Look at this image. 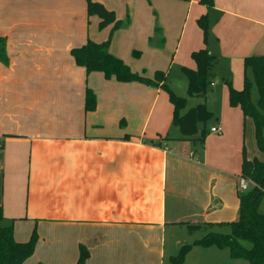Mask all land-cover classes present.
I'll return each instance as SVG.
<instances>
[{
  "label": "crops",
  "instance_id": "1",
  "mask_svg": "<svg viewBox=\"0 0 264 264\" xmlns=\"http://www.w3.org/2000/svg\"><path fill=\"white\" fill-rule=\"evenodd\" d=\"M44 1L0 0V36L6 39L8 62L14 61L8 36L15 27H25L26 35L35 38L64 28L53 14L40 10ZM97 1L110 7L104 0ZM155 1L164 5L168 20L176 27L175 49L177 53L183 46L180 61L186 65L182 66L194 69L191 52L206 47L216 57L213 67L216 80L228 76L234 88L241 89L244 75L248 74L244 58L264 55V0H214L210 8L197 0ZM3 4H8L13 19L3 16ZM204 12L210 26L206 44L196 24ZM144 20L142 6L134 15L129 34L135 48H146V39L153 29V16L147 14L146 25L140 29ZM102 30L103 37H87L82 45L88 39L105 40L109 30ZM72 48L75 47H70V51ZM109 51L113 52L111 42ZM176 53L175 59L180 62ZM71 58L72 65L84 74L85 68ZM221 63L225 69L220 68ZM6 78L0 76V85ZM21 79H26L23 84L46 83L40 77ZM103 81L110 87L121 83L105 77ZM210 86L215 87L216 82L211 81ZM87 88L84 85L76 104L65 109L49 107L48 94L47 97L42 92L36 95L38 91L16 92L18 96L12 98L18 99L20 108H25L24 113L17 112L24 118L8 126L2 125L0 119L3 222L12 223L17 242H26L34 229L38 236L33 253L21 264H73L80 244L89 250L85 264H168V258L181 247L171 230L184 226L188 218L205 223L236 218L242 148L248 159L263 161L264 153L259 151L256 141L261 154L248 148L245 133L241 132L244 116L239 107L229 105L228 87L219 101L220 116L215 115L209 128L210 132L212 127H220L221 133L210 132L196 148L191 140L196 136L183 137L173 124L172 106L161 112L158 126L149 129L152 110L144 111L142 107L143 88L130 93L133 106L120 123L112 101L103 107L94 87L96 107L93 111L85 110ZM111 89L104 93L105 97H112ZM154 93L157 97L158 92ZM197 97L208 102L215 100L214 94ZM206 102L197 100L196 105L204 103L208 108ZM54 114L67 121L55 123ZM112 116L113 122H101L102 118L112 120ZM223 186L234 189L235 200L223 191ZM214 227L205 229L216 231ZM207 232L195 235L190 243ZM212 249L228 250L192 246L184 264H235L218 263Z\"/></svg>",
  "mask_w": 264,
  "mask_h": 264
},
{
  "label": "rangeland",
  "instance_id": "2",
  "mask_svg": "<svg viewBox=\"0 0 264 264\" xmlns=\"http://www.w3.org/2000/svg\"><path fill=\"white\" fill-rule=\"evenodd\" d=\"M101 1V0H100ZM110 9H113L115 14L121 20H124L127 16L129 23L125 27H120L113 32L111 38V45L113 52L112 54L121 58L130 69L138 74L144 75L148 78H153L154 72L156 70H161L165 73V83L168 88L171 89L176 95L185 97L186 108L183 110L185 112L189 108L196 105L197 100H202L206 102V99H199L197 96H188L187 94V78L182 71L183 57L182 48L176 53V39L175 35V25L168 20L166 15V8L162 3L155 0H104ZM103 2V1H102ZM103 4H105L103 2ZM145 7V20L142 29L146 25L147 14L148 16H153V25L150 35L146 39V48H135L131 45L129 34L132 31V25L134 22V15L141 11V7ZM5 9L3 16L10 17L13 19L14 13L8 9V4H3ZM40 10L46 14H53L54 20L60 23L64 28L60 31H51L50 34L40 35L37 38L26 35L24 30L25 27H15L13 32H10L8 39L12 45V50L14 54V61H9L7 64L2 63L0 65V76L7 77L5 82L0 85V119L2 125H13L16 121L23 119L25 115L20 116L18 113H24L25 108H20L18 99L12 98L17 97L16 92L25 91L27 93H32L38 91L36 95L47 94L50 96V102L48 106L53 109H65L72 107L77 102V97H81L80 92L84 85L89 87L93 91V87L98 91V95L101 96V104L104 107L112 101V107H116L115 115L118 117L117 121L120 123V119L123 118L125 113L130 112V108L133 106L130 100V93H135L137 90L142 89L144 92L143 97V109L144 111L152 110L149 121V129L157 127L158 118L163 110L171 109L172 106L168 94L161 90L160 88L153 86H146L140 83H114L112 87L106 86L104 80V75L101 72H91L87 74H81L74 67L70 47H77L84 43L85 39L89 37L90 39L101 38L102 29L109 28L111 25H107L100 29L98 26L99 18L96 15H88L86 10V0H45L42 3V8L40 4ZM137 20L134 22L136 23ZM157 25L162 29V36L164 37V44L159 46L157 44L160 35L154 33V27ZM5 31V30H3ZM167 31V33H166ZM172 36V38H171ZM152 37L153 41H149ZM6 40V39H5ZM37 49V51H35ZM111 49V46H110ZM139 51V55H134V51ZM175 53L178 56V61L175 59ZM221 69H225L224 65L220 64ZM216 72V71H215ZM248 72H250L248 70ZM40 77V81H46V83L35 84H23L22 81L26 79H21V77ZM217 76V75H216ZM231 80V85H234L232 78L224 76ZM219 78L216 80L215 75L210 77V81L216 82L215 87L210 85L207 87V94H214L215 100L213 102H206L208 108L213 113L212 118L206 120L204 124L198 125V133L203 129L206 132V139L211 134L209 128L214 122L215 115L220 116L219 113V101L221 99V94L227 85L225 81ZM112 80L115 81L114 78ZM39 81V82H40ZM136 84L142 87H136ZM227 86V87H226ZM111 89L112 97H105L104 93L109 92ZM158 92V96L155 97V93ZM46 93V94H45ZM10 96L11 98H8ZM48 97V96H47ZM74 98V100H73ZM10 99V100H8ZM251 99L257 104L258 93L256 87L253 85L251 88ZM36 101L35 99H32ZM71 103H73L71 105ZM36 105V104H35ZM207 108V109H208ZM208 109V110H209ZM18 112V113H17ZM16 113V114H15ZM65 118L60 115L54 114V122H65ZM68 121L72 119L68 118ZM103 123H111L112 120L105 118L101 119ZM241 132L245 133L246 143L249 149L257 152L255 146L254 138V127L252 126V120L248 117H244L241 124ZM198 135H196L197 137ZM264 136V128H263ZM257 150V151H256ZM259 152V151H258ZM260 153V152H259ZM262 153V152H261ZM260 153V154H261ZM250 186V185H249ZM239 190V184L237 183ZM223 191L232 195L235 191L229 187L223 186ZM232 195V200L234 199ZM260 210L264 211V204H261ZM224 212H228L227 209ZM186 221L193 222L192 218H188ZM5 222V221H4ZM3 222V224H4ZM5 225V224H4ZM185 226V227H184ZM184 226L175 227L171 230L177 241H180L181 246L183 244H190L193 238L204 234L205 231H209L205 228L196 230V236H190L187 231L186 224ZM214 229L218 232H229L228 226H217ZM193 233V232H192ZM170 240H167L169 244ZM248 247L249 243L245 242ZM195 250V249H193ZM203 252L205 250L201 249ZM214 254L218 256V263H226L232 261L235 264H250L245 259L235 260L229 254L228 250L217 251V249H212ZM193 252V251H192Z\"/></svg>",
  "mask_w": 264,
  "mask_h": 264
},
{
  "label": "trees",
  "instance_id": "3",
  "mask_svg": "<svg viewBox=\"0 0 264 264\" xmlns=\"http://www.w3.org/2000/svg\"><path fill=\"white\" fill-rule=\"evenodd\" d=\"M197 2L205 8L214 5V0H197ZM86 10L88 15H96L99 18L100 29L107 25L111 27L105 40L95 42L88 39L84 45L71 49L70 53L75 64L84 67L87 74L101 72L107 79L114 78L121 83L137 82L164 90L173 107V124L179 128L183 137L192 138L198 135L191 139L194 148L203 144L206 132L203 129L198 133V125L212 118L213 113L204 103H199L183 112L187 100L168 88L163 71L156 70L153 78L145 77L133 72L121 58L109 51L113 32L129 23L128 16L124 20L118 19L113 10L97 0H86ZM196 24L201 29L203 43L206 44L210 31L208 14L204 12L199 15ZM154 33L160 35L157 44L162 46L165 40L162 29L155 25ZM149 41H153L152 37ZM139 53L137 50L134 51V55ZM190 57L195 63V68L182 66V71L187 78V94L188 96H205L207 87L211 83L210 77L216 57L206 47L192 51ZM0 62L8 63L6 40L2 36H0ZM244 67L250 72L244 75L241 89L234 88L228 80H225L228 86V102L232 107H239L244 117L252 119L256 146L264 153V55L246 56ZM253 85L258 93L257 104L251 99ZM84 106L86 111H93L96 107V96L90 88L86 89ZM240 177L250 181L251 185L246 190H237L239 206L234 220L220 223L184 222L189 233L213 225L228 226L229 232L208 231L192 243L183 244L177 253L168 258V264H184L185 255L192 246H215L218 249H228L230 256L234 259H245L250 264H264V211L260 210L261 204H264V160L248 159L244 147ZM3 220V208L0 205V264H21L34 251L38 239L36 230L32 231L26 242H17L13 237L12 223L4 225ZM245 242L249 243L248 247ZM78 251V258L73 264H85L89 257V250L85 245L80 244Z\"/></svg>",
  "mask_w": 264,
  "mask_h": 264
},
{
  "label": "built area",
  "instance_id": "4",
  "mask_svg": "<svg viewBox=\"0 0 264 264\" xmlns=\"http://www.w3.org/2000/svg\"><path fill=\"white\" fill-rule=\"evenodd\" d=\"M221 128L220 127H212L210 129V132L216 133V134H220L221 133ZM249 185H251V182L244 179V178H240L239 179V189L240 190H246L249 188Z\"/></svg>",
  "mask_w": 264,
  "mask_h": 264
},
{
  "label": "water",
  "instance_id": "5",
  "mask_svg": "<svg viewBox=\"0 0 264 264\" xmlns=\"http://www.w3.org/2000/svg\"><path fill=\"white\" fill-rule=\"evenodd\" d=\"M202 96V95H201Z\"/></svg>",
  "mask_w": 264,
  "mask_h": 264
}]
</instances>
